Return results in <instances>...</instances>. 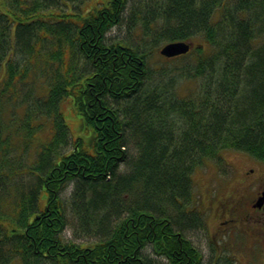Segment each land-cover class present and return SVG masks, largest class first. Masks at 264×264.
<instances>
[{
    "label": "trees",
    "instance_id": "16d2710c",
    "mask_svg": "<svg viewBox=\"0 0 264 264\" xmlns=\"http://www.w3.org/2000/svg\"><path fill=\"white\" fill-rule=\"evenodd\" d=\"M129 2L0 0V264H216L189 235L192 173L224 149L264 160V0L144 2L143 42H106ZM186 39L161 56L178 73L150 67Z\"/></svg>",
    "mask_w": 264,
    "mask_h": 264
},
{
    "label": "flooded vegetation",
    "instance_id": "af4514ba",
    "mask_svg": "<svg viewBox=\"0 0 264 264\" xmlns=\"http://www.w3.org/2000/svg\"><path fill=\"white\" fill-rule=\"evenodd\" d=\"M230 153V158L222 156L208 163V167L223 176L220 185L221 203L217 204L216 229L210 237V262L216 264L227 262L218 261L220 253L228 250L231 254V248L228 247H233V234L238 233L240 228L242 231L239 237L243 235L248 251L254 252L261 259L264 254V161L243 152ZM231 182H235V186H229ZM230 254L229 260L233 257ZM248 257L247 260L252 261L251 254Z\"/></svg>",
    "mask_w": 264,
    "mask_h": 264
},
{
    "label": "rangeland",
    "instance_id": "374dc122",
    "mask_svg": "<svg viewBox=\"0 0 264 264\" xmlns=\"http://www.w3.org/2000/svg\"><path fill=\"white\" fill-rule=\"evenodd\" d=\"M97 1H101V0H97ZM163 1L164 0H130V2L127 3L126 5L127 7L125 9L124 15L122 16L123 24L114 25L110 28L109 31L106 32L105 34L106 42L111 43L114 41L121 40L122 38L132 39L135 42L136 41L143 42V39H142V36L140 35V31L138 27H135L134 29H131L129 27L128 18H127L128 13L132 9H140L144 2L149 3L150 5H153V4L160 5ZM160 45H157L158 47L156 48L155 55H153L154 56L153 58L155 59L152 58L149 60L150 67L152 69L154 68L155 71L162 72V73H164L163 70L160 71V68L162 66L166 67V69L169 70L168 72H170L172 69L175 68V70L172 73H175V74L178 73L177 68L181 69V65H178V64H180V62L182 61L180 59L171 60V61L163 60L158 53V49ZM194 45L195 43L193 41V46ZM191 86H192V83H190L189 85L182 83L179 87L181 93H186L187 87H191ZM64 110H65L64 112L65 118L68 124L70 125V131L72 132V135L78 134L79 133V121L76 119L78 118V115L75 112V109L72 107L70 102H65L63 106V111ZM79 134H82V133L80 132ZM223 153L225 152H222L221 154ZM243 154H248V153L245 152ZM226 157L230 158L231 156L230 154H227ZM222 178H223L222 175L216 173L214 169L211 167H208L207 164L205 166L202 165V167H197L192 173L193 188L198 196L197 208L200 212L203 213L206 225L204 229L197 230L191 233L189 232V235L192 241L195 243V245H197V247L202 252L203 261L206 263L210 262L211 254H212V245L210 243V237H211V234H213L216 229V225H215V222L217 221L216 212H217V206H218L217 204L221 203L220 194H222V192H220V185L222 184ZM229 186L231 187L235 186V182H231ZM71 190H72L71 185L67 186L66 188L63 189L62 195L65 198H68L70 196ZM73 228L74 227L72 225L66 228L65 236L67 238L74 237L75 241L92 239L91 237H84L82 234L80 235L79 232H76V234H73ZM240 231H242L241 228L239 229L238 233L233 234V239H232L233 244H234L233 247H231V245L228 247V248H231V254H233L232 259L229 260L230 252L228 250H225L220 253L221 257L219 258L218 261L227 260L228 262H225L226 264H264V254L262 255V259H261V258L256 257L254 255V252H249L248 244L243 239V235L239 237ZM146 252L147 254L150 253L149 250H146ZM250 254H251L252 261H250V259L247 260L250 257V256L248 257V255ZM259 254H262L261 251H259ZM158 260L163 262V259L161 257H158Z\"/></svg>",
    "mask_w": 264,
    "mask_h": 264
},
{
    "label": "water",
    "instance_id": "95a60500",
    "mask_svg": "<svg viewBox=\"0 0 264 264\" xmlns=\"http://www.w3.org/2000/svg\"><path fill=\"white\" fill-rule=\"evenodd\" d=\"M190 44L191 43L189 41H182V40L170 41L164 44L159 49V52L161 55L166 57L176 56L179 54L186 53L190 48Z\"/></svg>",
    "mask_w": 264,
    "mask_h": 264
}]
</instances>
